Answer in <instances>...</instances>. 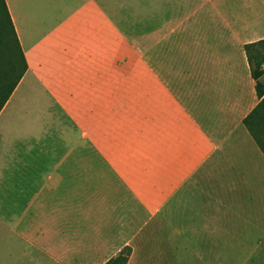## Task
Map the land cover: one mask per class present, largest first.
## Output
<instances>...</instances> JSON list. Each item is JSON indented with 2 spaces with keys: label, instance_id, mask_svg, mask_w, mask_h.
<instances>
[{
  "label": "crops",
  "instance_id": "crops-1",
  "mask_svg": "<svg viewBox=\"0 0 264 264\" xmlns=\"http://www.w3.org/2000/svg\"><path fill=\"white\" fill-rule=\"evenodd\" d=\"M4 1L27 70L0 111V228L55 264H264L254 0Z\"/></svg>",
  "mask_w": 264,
  "mask_h": 264
},
{
  "label": "trees",
  "instance_id": "trees-1",
  "mask_svg": "<svg viewBox=\"0 0 264 264\" xmlns=\"http://www.w3.org/2000/svg\"><path fill=\"white\" fill-rule=\"evenodd\" d=\"M251 75L264 70V39L248 43L244 46ZM27 70L15 29L4 0H0V111L6 104L15 87ZM255 91L258 98L256 107L244 119L243 123L264 154V73L255 80ZM131 249L125 247L105 264H127Z\"/></svg>",
  "mask_w": 264,
  "mask_h": 264
},
{
  "label": "rangeland",
  "instance_id": "rangeland-1",
  "mask_svg": "<svg viewBox=\"0 0 264 264\" xmlns=\"http://www.w3.org/2000/svg\"><path fill=\"white\" fill-rule=\"evenodd\" d=\"M123 10L126 11H140L146 14L151 13V0H122ZM254 17L255 23L258 27L264 28V0H254ZM264 123V121H263ZM260 141L264 144L262 135L259 137ZM17 148L23 147V143H15ZM22 145V146H21ZM3 162L0 161V204L7 205L8 192L4 184L2 168ZM19 179V177H17ZM22 182V181H21ZM24 200L17 196L16 203H23ZM174 247V245H173ZM28 245L24 241H16L8 235L7 229L0 228V264H55L46 257L40 259L37 253L30 252ZM178 250V247L176 246ZM173 258L167 261L166 264H218L216 260L212 261H201L198 258H192L191 260L185 261L181 255H172ZM175 256V257H174ZM220 264H248L246 254L241 253V258L223 260Z\"/></svg>",
  "mask_w": 264,
  "mask_h": 264
},
{
  "label": "water",
  "instance_id": "water-1",
  "mask_svg": "<svg viewBox=\"0 0 264 264\" xmlns=\"http://www.w3.org/2000/svg\"><path fill=\"white\" fill-rule=\"evenodd\" d=\"M264 73V70L254 72V79L260 78Z\"/></svg>",
  "mask_w": 264,
  "mask_h": 264
}]
</instances>
